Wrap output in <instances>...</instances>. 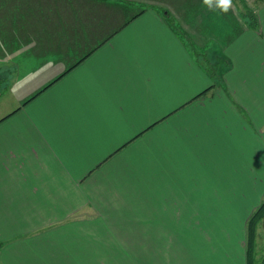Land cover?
<instances>
[{"label":"crops","instance_id":"obj_1","mask_svg":"<svg viewBox=\"0 0 264 264\" xmlns=\"http://www.w3.org/2000/svg\"><path fill=\"white\" fill-rule=\"evenodd\" d=\"M229 8L0 0V63L33 62L0 118V264H218L183 233L217 228L196 217L234 173L264 182V0ZM139 193L132 224L111 220ZM83 225L132 239H60Z\"/></svg>","mask_w":264,"mask_h":264},{"label":"rangeland","instance_id":"obj_2","mask_svg":"<svg viewBox=\"0 0 264 264\" xmlns=\"http://www.w3.org/2000/svg\"><path fill=\"white\" fill-rule=\"evenodd\" d=\"M230 8L228 11V15H230ZM221 11V10H219ZM187 16V15H186ZM217 16V15H216ZM188 18H192L191 16H187ZM218 18H221L217 16ZM218 53L223 54V46H218ZM18 64L20 67V72L14 73L10 70L13 66L9 63H0V94L3 92L1 90V86L5 84L7 90L0 96V118L4 116L7 112L16 108L17 104L21 102V99H16L15 94L13 93L15 89L12 90V83L15 80L17 74H22V71H30L33 67L32 58L31 57H17L14 62ZM26 73V72H24ZM16 85V83H15ZM12 86V87H11ZM19 92V90H16ZM14 94V95H13ZM256 123V121H254ZM252 145L250 144V151ZM251 157V152L249 153ZM249 164H252L251 159L249 160ZM212 167H208L207 173H210ZM257 170V167L249 168V172H253ZM235 171L233 169L230 173ZM229 173V174H230ZM214 174L212 173V176ZM252 175L246 172H237L233 174V182L231 185H217L218 188L223 186L226 187V191L224 189L218 190L217 197L223 199L220 201L218 198L216 200L215 206L220 204L223 208L217 210V215L205 216L203 215L205 210H201L202 214L199 217H196L200 223L201 227L206 228V225H216L217 228L212 231L205 232H184L183 236L187 239L191 238L196 243L197 246L201 247L203 250L211 249L213 246L217 248L218 254L214 257L218 264H243L242 257H244V249H245V238L244 233L246 235V221L249 218L250 214L258 207V204L263 200H261L260 196H264V182L262 178L258 177V182L254 183L253 179H249L248 182L243 181L244 176ZM257 176V174L255 175ZM231 179V176H227ZM231 188L233 195H228L227 192H230L228 189ZM132 205L135 209L142 210L144 208V200L143 194H136L134 199L130 202V205L122 210H120V214L118 217L111 216V220L117 222H125L124 224H132V219L135 216H132ZM106 213L110 215H115L113 211L107 210ZM110 220V218H108ZM69 226H66L67 228ZM83 232L75 231L71 234H64L60 239H70V237L78 236L79 238H93L95 236H99L100 238L105 239H132V232L129 231H116L107 226L104 227V232H96L92 231L90 228L86 229V226L83 225ZM64 228V229H65ZM63 230V229H62ZM61 230H58L57 235ZM209 237L207 243L204 239ZM244 240V241H243ZM243 241V243H242ZM188 245H191V241ZM215 251V249L213 250ZM230 252V253H229ZM227 253V259L224 260V254ZM230 258V259H229ZM262 258H264V217L258 223L256 229V240H255V263H259ZM120 259H125L127 261L131 260L129 255H123Z\"/></svg>","mask_w":264,"mask_h":264},{"label":"trees","instance_id":"obj_3","mask_svg":"<svg viewBox=\"0 0 264 264\" xmlns=\"http://www.w3.org/2000/svg\"><path fill=\"white\" fill-rule=\"evenodd\" d=\"M250 27H254V15L249 13ZM264 217V199L258 207L250 214L246 221L245 235V264H264V258L259 263H255V240L258 223Z\"/></svg>","mask_w":264,"mask_h":264},{"label":"clouds","instance_id":"obj_4","mask_svg":"<svg viewBox=\"0 0 264 264\" xmlns=\"http://www.w3.org/2000/svg\"><path fill=\"white\" fill-rule=\"evenodd\" d=\"M202 3L208 7H212L214 4L215 8L227 13L231 5V0H202Z\"/></svg>","mask_w":264,"mask_h":264}]
</instances>
